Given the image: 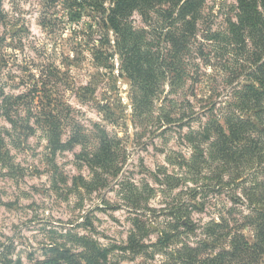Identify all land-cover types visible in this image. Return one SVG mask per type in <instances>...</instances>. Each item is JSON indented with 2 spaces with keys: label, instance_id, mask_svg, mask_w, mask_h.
I'll list each match as a JSON object with an SVG mask.
<instances>
[{
  "label": "rangeland",
  "instance_id": "374dc122",
  "mask_svg": "<svg viewBox=\"0 0 264 264\" xmlns=\"http://www.w3.org/2000/svg\"><path fill=\"white\" fill-rule=\"evenodd\" d=\"M2 8L0 264H37L68 231L122 246L140 226L147 230L142 242L150 244L177 220L194 230L178 227L180 235L164 251L196 245L211 221L225 220V230L239 228L253 240L243 188L254 176L262 179L260 169L222 171L208 158L209 142L199 152L197 141L188 140L211 116L230 112L246 78L245 55L225 38L236 0L205 1L190 53L174 66L167 58L153 103L142 110L133 99L141 89L120 68L115 34L97 13L70 9L64 0H2ZM149 16L134 12L130 22L155 36L153 51L167 57L168 44L157 45L151 30L162 19ZM104 138L111 140L112 157L100 166L93 154ZM110 257L118 264L145 261L118 247ZM166 259L156 252L147 261Z\"/></svg>",
  "mask_w": 264,
  "mask_h": 264
},
{
  "label": "trees",
  "instance_id": "16d2710c",
  "mask_svg": "<svg viewBox=\"0 0 264 264\" xmlns=\"http://www.w3.org/2000/svg\"><path fill=\"white\" fill-rule=\"evenodd\" d=\"M64 1L70 9L97 13L101 26L114 32V52L121 60L120 68L132 84L141 89L133 99L135 109L142 110L153 103L154 91L164 74L162 68L167 58H170V66H174L180 55L185 51L190 53L206 0ZM236 10V19L229 20L225 38L245 55L244 60L249 63L243 67L246 78L236 90V100L228 104L230 112H226L222 119L211 116L200 131L188 134V140L191 143L197 141L195 147L199 152H202L199 144L209 142L208 158L224 169L222 171H227L228 167L244 168L253 164L260 169L262 179L254 176L250 185L243 188L251 210L245 215V225L253 228V240H249L239 228L225 230L228 227L225 220L206 224L203 232L206 237L196 245L182 243L170 251L164 249L180 235L176 232L178 227L191 232L194 230L192 223L177 220L173 228L162 230L157 241L150 244L142 242L147 230L136 226L122 246H102L91 236L68 231L63 235V242L47 246L45 258L37 264H118L110 257L116 247L133 258L144 255L145 261L140 264H153L147 260L156 252L167 255L161 264H264V0H236ZM134 12L146 21L152 12L161 17L160 26L151 30H156L157 45L160 40L168 44L167 57L161 50L153 51L155 36L149 38L144 28L136 30L133 27L130 17ZM3 17L0 0V19ZM156 71L160 76L156 77ZM50 133L55 139L60 136L53 124ZM73 138L71 136L70 141ZM104 140L107 143H101L93 154L100 166L108 165L112 157L111 140ZM209 160L202 161L207 163ZM88 161L91 162L92 158Z\"/></svg>",
  "mask_w": 264,
  "mask_h": 264
}]
</instances>
